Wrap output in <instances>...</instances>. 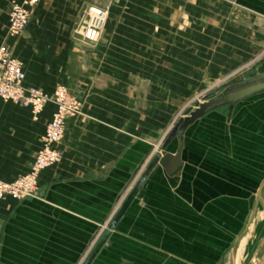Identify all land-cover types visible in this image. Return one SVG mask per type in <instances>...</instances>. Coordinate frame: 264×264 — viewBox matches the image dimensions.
<instances>
[{
    "label": "crops",
    "instance_id": "0c3cea01",
    "mask_svg": "<svg viewBox=\"0 0 264 264\" xmlns=\"http://www.w3.org/2000/svg\"><path fill=\"white\" fill-rule=\"evenodd\" d=\"M22 1L0 0V46L24 63L26 86L51 99L68 87L84 116L67 120L35 195L0 199V264H235L264 183V94L191 124L175 174L161 161L193 92L264 71V0H40L11 37ZM90 6L108 12L96 42L81 32ZM55 109L35 120L0 98V179L31 170Z\"/></svg>",
    "mask_w": 264,
    "mask_h": 264
},
{
    "label": "built area",
    "instance_id": "2783aa9c",
    "mask_svg": "<svg viewBox=\"0 0 264 264\" xmlns=\"http://www.w3.org/2000/svg\"><path fill=\"white\" fill-rule=\"evenodd\" d=\"M40 0H23L13 4L9 13L7 33L11 37L21 36L30 20V16ZM93 13L91 32L93 38L97 27L102 26L106 12L90 6ZM26 72L21 60L14 57L5 45L0 46V98L5 102H13L29 107L33 119L37 120L50 98L42 90L25 85ZM55 112L48 122L42 147L35 157L30 172L11 181L0 179V199L22 200L35 195L40 173L56 164L61 157L57 144L64 136L67 119L80 111L81 103L71 95L65 86L55 91Z\"/></svg>",
    "mask_w": 264,
    "mask_h": 264
},
{
    "label": "water",
    "instance_id": "95a60500",
    "mask_svg": "<svg viewBox=\"0 0 264 264\" xmlns=\"http://www.w3.org/2000/svg\"><path fill=\"white\" fill-rule=\"evenodd\" d=\"M264 94V71L255 72L248 75V77L241 80H232L223 84L214 95L207 96L204 101L195 102L184 111V115L178 119L173 128L170 130L168 137L164 144V149L174 139L178 141V149L175 153H166L162 157L161 164L168 175L175 174L183 166L181 158L182 149L184 146L183 135L187 128L204 116L210 110L217 107L236 103L249 99L251 97ZM122 211L120 212V214ZM119 214V215H120ZM100 245L94 250L98 251ZM91 258L85 263L90 264ZM259 264H264V253Z\"/></svg>",
    "mask_w": 264,
    "mask_h": 264
},
{
    "label": "rangeland",
    "instance_id": "374dc122",
    "mask_svg": "<svg viewBox=\"0 0 264 264\" xmlns=\"http://www.w3.org/2000/svg\"><path fill=\"white\" fill-rule=\"evenodd\" d=\"M99 9H103L105 12H106V16L104 17V21L102 23V26L100 27H97L98 29L95 31L94 33V37L93 38H89L87 36V34L89 32H91V27L90 25L92 24V18H93V11L91 12L90 10V7L87 8V13H86V21H85V24L82 25L81 27V32H82V35H83V38L87 41V42H96L99 38H100V34L101 32L103 31L104 29V25H105V20H106V17H107V10L102 8V7H98ZM90 34V33H89ZM263 59H264V56H263ZM22 62V61H21ZM23 63V62H22ZM24 65V63H23ZM25 69V68H24ZM256 71H253V72H248L246 73L245 77H248L249 74L251 73H255ZM238 72H233L229 75V78L227 80L230 79V81L232 80H236V79H232L233 77H235ZM238 80V79H237ZM59 87V86H58ZM57 87V88H58ZM66 87V86H65ZM56 88V89H57ZM68 90L69 88L66 87ZM207 89V88H205ZM41 90V89H40ZM56 91V90H55ZM44 92V91H43ZM70 92V90H69ZM45 93V92H44ZM71 93V92H70ZM46 94V93H45ZM215 92L213 91V88H209L207 90H200V91H197V92H193L190 96H189V100H188V105L190 106H193L194 105V101H199V102H202L204 101V99L207 97V96H210V95H214ZM72 96H74L76 99H78V101L81 103V107H80V111L72 116H70L69 118H80L82 116H84V111H83V108H84V102L83 100H81V98H79L78 96L74 95L71 93ZM207 95V96H206ZM49 97V95H48ZM50 98V97H49ZM54 98H55V92L53 94V99L50 98L49 102L52 100L54 102ZM48 102V103H49ZM55 104V102H54ZM47 105V104H46ZM56 106V105H55ZM45 108V107H44ZM44 110V109H43ZM183 111H185V108L183 110H179L175 116L170 120L166 130H170L173 128V126L175 125V123L178 121L179 117L182 115ZM42 113V112H41ZM68 118V119H69ZM67 119V120H68ZM51 120V119H50ZM49 120V121H50ZM48 124V123H47ZM47 127V125H46ZM65 129H66V126H65ZM168 132V134H169ZM32 168V167H31ZM30 172V171H29ZM19 177V176H18ZM258 190V192H257ZM25 199V198H24ZM250 202H249V212L251 211V203L253 205V208H252V215L250 214V217H249V226H248V229L250 227V225L252 223H254L256 221V226H255V229L253 231V234L252 236L250 237L249 241H248V244H247V247L245 249V251L243 252V255L241 259H238L239 258V248H238V251L236 253V257H235V261L234 263L235 264H245L247 258H248V254H249V250H250V247H251V243L254 241L255 237H257V244H260L259 245V251H258V254L256 256V259L254 260V263L255 264H259L258 260L262 258V255L264 253V183H258V184H255L253 190L251 191L250 193V196H249V199H248ZM260 211H262L260 217L258 216V214L260 213ZM258 218V220H257ZM247 229V231H248ZM247 233V232H246ZM245 233V235H246ZM245 235L241 238L240 242H239V247H240V244L242 242V240L244 239ZM250 258V257H249ZM253 263V264H254Z\"/></svg>",
    "mask_w": 264,
    "mask_h": 264
},
{
    "label": "bare ground",
    "instance_id": "6f19581e",
    "mask_svg": "<svg viewBox=\"0 0 264 264\" xmlns=\"http://www.w3.org/2000/svg\"><path fill=\"white\" fill-rule=\"evenodd\" d=\"M198 102H199V101H198ZM202 102H203V101H202ZM202 102H201V103H202ZM261 213H262V211H260V213L258 214L259 217H260ZM263 215H264V214H263ZM257 220H258V218H257ZM255 224H256V221L250 225V227H249V229H248V231H247V233H246L244 239L242 240V242H241V244H240V247H239V258H238V259H241V258H242L241 255H243V252L245 251V249H246V247H247L248 241H249L250 237H251L252 234H253V231H254L255 226H256ZM259 261H260V259L258 260V262H259ZM254 264H255V263H254ZM257 264H258V263H257Z\"/></svg>",
    "mask_w": 264,
    "mask_h": 264
}]
</instances>
